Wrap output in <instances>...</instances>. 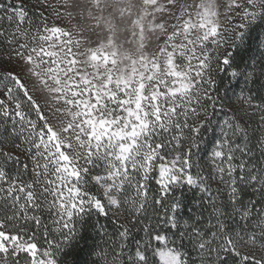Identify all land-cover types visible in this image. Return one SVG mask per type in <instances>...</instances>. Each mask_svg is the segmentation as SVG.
Listing matches in <instances>:
<instances>
[{"label": "snow or ice", "instance_id": "snow-or-ice-1", "mask_svg": "<svg viewBox=\"0 0 264 264\" xmlns=\"http://www.w3.org/2000/svg\"><path fill=\"white\" fill-rule=\"evenodd\" d=\"M0 264H264V0H0Z\"/></svg>", "mask_w": 264, "mask_h": 264}, {"label": "trees", "instance_id": "trees-1", "mask_svg": "<svg viewBox=\"0 0 264 264\" xmlns=\"http://www.w3.org/2000/svg\"><path fill=\"white\" fill-rule=\"evenodd\" d=\"M241 55L244 57L245 61H247V59H248L249 55H251V53L250 52H242ZM204 135H205V140H208L212 136V131L209 130ZM188 196L190 199L193 200V202H196L198 200V194L196 196H193L192 193H189ZM138 235H142V233H139ZM89 243H91V241H89ZM93 259H94V257H93ZM193 259H196L194 253H193Z\"/></svg>", "mask_w": 264, "mask_h": 264}]
</instances>
